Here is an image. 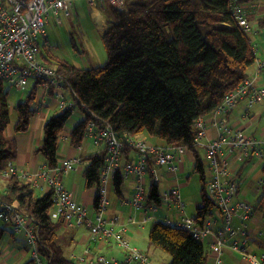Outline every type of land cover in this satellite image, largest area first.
Listing matches in <instances>:
<instances>
[{
	"label": "trees",
	"instance_id": "obj_1",
	"mask_svg": "<svg viewBox=\"0 0 264 264\" xmlns=\"http://www.w3.org/2000/svg\"><path fill=\"white\" fill-rule=\"evenodd\" d=\"M125 1L124 9L110 5L104 8L107 26L100 34L106 50L103 64L78 67L58 57L47 62L55 65L58 85L71 93L73 107L83 115L68 135L70 144H82L86 124L92 118L119 134L145 133L165 145L185 147L192 154V171L200 181V202L191 217L203 224L212 212L213 202L206 193V171L194 143V122L212 111L225 94L248 77L256 58L252 41L235 25L231 0ZM253 1L235 0L247 5ZM256 21L264 29V15ZM36 83L14 107V133L25 132L38 111ZM47 91L54 93L52 86ZM71 108L59 109L43 126L42 141L35 151L44 157L49 168L57 164L60 137ZM9 122L7 90L0 88V177L6 181L0 200L32 221L37 250L45 264H89L69 259L58 245L59 232L65 224L50 216L51 191L36 193L29 180L13 174L4 176L17 152L15 139L4 136ZM104 157L101 147L83 158L88 161L82 171L86 187L100 185ZM240 176L237 172L235 177L241 180ZM111 179L115 192L120 194L122 174L115 171ZM254 195L258 197L252 202L255 212L264 213V193ZM158 196L157 185L152 184L149 201L158 202ZM3 230L0 226V232ZM148 241L170 256L168 264H206L203 243L186 229L157 220L149 228Z\"/></svg>",
	"mask_w": 264,
	"mask_h": 264
},
{
	"label": "built area",
	"instance_id": "obj_2",
	"mask_svg": "<svg viewBox=\"0 0 264 264\" xmlns=\"http://www.w3.org/2000/svg\"><path fill=\"white\" fill-rule=\"evenodd\" d=\"M93 8L97 4L107 3L122 8V0H87ZM72 0H0V81L10 86L26 88L30 82L38 81L44 89L53 87L54 94L61 87L57 83L56 69L43 64L39 59V37L45 35L44 26L51 14L58 16L62 12L70 15ZM255 4H241L231 0V15L237 27L247 35L260 34L264 40V29L257 26V21L249 18ZM255 52L258 45L252 43ZM257 73L249 76L229 91L222 98V103L204 116L198 117L194 125L197 133L194 138L196 146H202L206 151V193L213 202V208L203 224H198L191 216L185 214V204L180 189L176 184L166 183L164 191L159 192L158 202L149 201L152 184L157 185L160 176L159 167H166L175 173L182 159L188 151L180 145H157L141 139L128 131L120 134L109 125L98 120L90 119L85 128V136L96 147L105 151L104 164L100 174V185L97 188L93 215H89L86 207L77 202L72 193L63 186L61 177L70 171L77 159L65 158L54 167H47L40 175L33 176L23 170H18L12 162L4 171L5 175H17L35 184L38 177L45 178L51 191L53 206L50 211L52 219H61L67 226L86 225L91 240L107 241L113 238L125 251V258L106 259L103 255L97 257L101 264H146L148 260L143 251L132 246L123 237L122 229L115 231L113 227L105 226L104 212L107 205L108 177L119 171L123 178L133 182V193L128 202L136 208L142 209L148 219H152L148 209L158 212L159 205H164L166 215L159 220L167 225L188 230L193 237L203 240L205 235L215 233L210 247L219 251L229 247L239 251L242 257L252 264H264V251L259 255L248 252L249 220L255 212V205L238 196L240 179L236 173L242 164L254 160L262 161L259 173L254 179V194L264 190V134L256 137L246 134L230 118L234 108L244 106L243 117L250 115L249 108L259 101H264V51L261 57L255 58ZM263 74V76H260ZM259 81V83H257ZM62 109L70 108L74 102L61 100ZM208 127H214L216 133L203 142ZM198 148V147H197ZM152 158V161H149ZM158 188V187H157ZM0 219L10 224L14 230L24 229L31 249L32 264H45L39 256L36 246V234L32 221L23 216L14 207L0 200ZM117 220V218H115ZM147 220V219H146ZM130 221V219H129ZM240 223L236 228L234 222ZM241 235L244 239H235ZM264 237V229L258 232ZM81 257L80 259H82ZM214 264H221L216 259Z\"/></svg>",
	"mask_w": 264,
	"mask_h": 264
},
{
	"label": "crops",
	"instance_id": "obj_3",
	"mask_svg": "<svg viewBox=\"0 0 264 264\" xmlns=\"http://www.w3.org/2000/svg\"><path fill=\"white\" fill-rule=\"evenodd\" d=\"M81 1L83 3L85 2L84 6L93 19L94 27L100 35L107 26V15L104 8L107 9L108 4L106 2L102 3L101 5L97 4L96 7L93 8L89 5L87 0ZM73 5L75 6V3ZM249 16L251 21L254 22L258 17V13L255 14V10L253 9ZM56 21L58 24L62 23V19L59 15L56 16ZM250 39L252 43L258 45L256 57H261L262 52L264 51V40L262 36L260 34H252ZM256 73L257 67L256 62H254L249 69V76H255ZM260 76H263V74ZM5 83L6 82L4 81H0V88L3 90H5ZM35 83L36 82H30L29 86L26 87L25 90L28 92L30 89H32ZM257 83H259V81H257ZM36 84V87H38V95L36 98V106L38 107V111L31 118L28 129L22 133H14L12 129V125L15 122L14 107L19 101L23 100L27 94L18 91L19 93L17 95L11 96L10 101H8L10 107V122L4 130L5 138H14L17 144L16 156L12 162L13 165L18 170H23L32 175V177L40 175L39 173L42 174L47 168L44 157L35 151L42 141L43 126L45 122L52 114H54L59 109H62V99H65L68 102L72 100L71 93L66 89L60 88L57 90V94L53 93V95H50L46 89L39 85V83ZM8 91L9 89H7V92ZM68 92L70 93V96ZM259 103H264V101H259L255 104ZM248 110L250 115L248 117H243L242 114L244 113V106L241 104L237 107V109L232 111L231 118L239 128L245 131L246 134L260 137L264 134V126L259 129V132H257L256 122L259 121L261 117L255 121H250L253 113L250 111V108ZM237 111H239L240 114H236L239 113ZM82 116L83 115L81 111L77 107H73L71 116L67 119L65 124V127L68 129L67 133H65L66 136L60 137V145L57 152V163L65 158L77 159L73 168L61 177V181L65 189L72 193L75 200L86 207L88 214L93 215L97 187H86L82 175V171L88 163L87 160L83 159L87 155V147L83 146L81 148V145L77 147L71 145L68 136L72 128L77 124ZM244 120H247L250 125L248 124L245 127H240V124ZM214 133H216V129L214 127H208L206 130V136L203 137V142L208 140V137H211ZM137 137L157 145H165L164 142L161 143L151 141L149 136H147L145 133H141L137 135ZM186 163H189L190 169L193 168V157L190 151H186L182 155V159L178 163L179 168L175 173L168 170L164 166L159 167L158 172L160 179L157 183L158 191L159 184L161 182L163 183V191L166 187V183H169L170 185L176 184L179 188L180 186L185 185L183 182L178 183L179 181L177 179H179L178 174L183 169V165ZM250 165L251 163L242 165L241 169L237 171L239 175L242 174L244 167ZM252 166L253 169L254 167H257L255 162L252 164ZM128 180V184L123 190L121 189L120 194H117L121 196L119 197L116 196L114 192L112 193V183H110L112 182V179L110 176L108 177L106 181L107 205L104 212V218L106 221L105 226L113 227L115 230L122 229L123 237L128 241V243L146 252L153 264H168L170 257L160 253V251H158L148 241L149 230L146 226L148 221L145 220L146 218L144 217L143 211H140L139 208H136L128 202L129 198L127 197H130V194L132 195L134 186L132 180L129 178ZM240 181L242 182V179ZM5 182V177H0V192L5 191ZM35 182L36 183L34 185L37 192L45 193L48 191L49 187L45 178L38 177ZM250 190L253 191L252 188ZM251 194H254V192H251ZM166 213V208H164L160 215L164 216ZM115 218H117V220H115ZM129 218H131L132 221H129ZM7 225H9L10 230H7L6 227H4L3 232H0V264H32V245H30L28 242L25 230L21 229L20 231H16L10 224ZM248 225V244L245 246V248L248 252L259 255L264 251V237H259L258 235L253 236V233L257 231L258 234L262 227L264 228V213L262 211L255 212L252 218L249 220ZM250 234H252V238L249 237ZM215 237V233H210L205 235L201 241L207 251L206 264H214L217 258H220L221 261H223V264H250L248 260L244 259L238 251H233L229 247H224L222 251L219 252V254L212 251L210 243L214 241ZM57 242L63 250L64 255H66L69 259L81 260L84 263L89 264H101L97 262V257L100 255H103L104 257L108 256V259L115 258L119 261H122L126 254L124 249L112 237L104 242L99 240H91L86 225H63L59 232ZM154 256H156V258L163 259V262L154 263ZM81 257H83V259H80ZM129 264L135 263L131 262Z\"/></svg>",
	"mask_w": 264,
	"mask_h": 264
},
{
	"label": "rangeland",
	"instance_id": "obj_4",
	"mask_svg": "<svg viewBox=\"0 0 264 264\" xmlns=\"http://www.w3.org/2000/svg\"><path fill=\"white\" fill-rule=\"evenodd\" d=\"M75 1L76 0L72 1V6L70 8V16L66 17L62 14V12H60L59 16L62 19L61 24H58L56 21L55 15L51 14L44 26L46 35L44 37L42 35L39 37V40H38L39 52H40L39 59L46 66H49L51 68L55 67L54 64L47 63L48 60H52L53 57L65 58L78 67H93V66L101 65L106 61L105 47L103 43L101 42L99 33L96 31L94 27L93 19L91 18L90 14L88 13L87 9L84 6L85 2L83 3L81 0H78L76 2ZM122 1H123V4L126 3L125 0H122ZM74 3H75V6L73 5ZM253 3L255 4V6L251 9V11L254 9L255 14L258 13V16L264 15V0H254ZM250 37H252V35H250ZM4 89H5L4 91L9 89V91L7 92L8 101H10L11 96L17 95L19 93L18 91H21L25 94L27 93V90H25V88L19 89L15 86H10L7 83L4 84ZM69 96H70V93H69ZM221 103H222V100L216 107H218ZM235 109L237 108H234L233 110ZM250 111L253 113V116L251 117L250 121H255L256 119H259L261 117V119L256 122V131L259 132V129L264 126V103L254 104L252 107H250ZM231 114H230V118H231ZM236 114H240V112ZM231 120L233 119L231 118ZM248 124L249 122L247 120H244L240 124V127H245ZM67 131L68 129L65 127L61 136H66L65 133H67ZM147 136H149L151 141L161 142V143L163 142L162 140L158 139L155 136H151L149 134H147ZM83 146L87 147V152H86L87 155L94 153L96 151H99V147H96L94 144H92L89 138H85L83 140L80 147L82 148ZM198 150H199L200 158L203 162L204 170L206 171L207 168L205 167V165L208 160L206 158L205 148L202 146H198ZM254 162H255V165L257 166V167H254V169L252 165L246 166L243 168L240 178L244 180L241 183V189L238 194L240 198L247 199L253 203L257 201L258 197H256L254 194H251L250 189L253 185V184L251 185V182L252 183L254 182V179L259 173V168L262 165V161L260 160L255 159ZM4 176L6 175L4 174ZM178 178H179L177 179L179 181L178 183H182V182L185 183V185L180 186L179 189H180L182 200L184 201V204H185V208H184L185 212L188 216H191V214L195 212L196 205L198 204V202H200V181L198 179V174L196 172H193L192 169H190L189 163H186L183 165V169L179 172ZM128 182H129L128 178H125L123 180V183L121 185L122 190L128 184ZM111 185L113 189L112 193L114 192L116 196L121 197L120 195H117V193L115 192L113 184ZM159 191L160 192L163 191L162 182L159 184ZM36 193H39V192L36 191ZM131 196L132 195L130 194V197ZM130 197H127V198H130ZM158 207H159V210L158 212H155V213H153L150 209H148L149 215H152L153 217L151 220L148 219V217H146L147 220L145 219L146 221H148L146 224L148 230L152 222L159 220L162 216L160 214L162 213L165 207L164 205H159ZM139 210L142 211V209H139ZM129 219L130 221H132L131 218ZM233 225L236 226V228H238L240 226V223L237 221V223L234 222ZM0 226L6 227L7 230H10L9 225L5 224L1 219H0ZM117 230L119 229H116L115 231ZM244 231L247 232L248 228H245ZM257 235H258L257 231H255L253 233V236H257ZM253 236L252 234L249 235L250 238H252ZM235 239H244V237L241 235H236ZM156 249L160 251V253H163L164 255H168L167 253L159 250L158 248ZM222 249H220L219 251H214L212 249L211 250L219 254V252H221ZM143 253L146 255L148 259L146 261V264H153L149 256L147 255V253L144 251ZM106 258L108 259V256H106ZM217 259H220V258H217ZM244 259L248 260L245 257ZM78 261H81V260H78ZM31 262H32V259H31ZM157 262L161 263L163 262V259L156 258V256H154V263H157ZM248 262L252 264L249 260ZM221 264H223V261H221Z\"/></svg>",
	"mask_w": 264,
	"mask_h": 264
},
{
	"label": "bare ground",
	"instance_id": "obj_5",
	"mask_svg": "<svg viewBox=\"0 0 264 264\" xmlns=\"http://www.w3.org/2000/svg\"><path fill=\"white\" fill-rule=\"evenodd\" d=\"M110 6H111L112 8H114V9L121 10V9H124L125 4H123L122 8L115 7V6L112 5V4H110ZM70 8H71V6H70ZM249 37H250V36H249ZM17 88H19V87H17ZM21 89H24V88H21ZM73 106H74V104L71 106L72 108H71V109H68V110L72 111ZM261 192L264 193V190H262Z\"/></svg>",
	"mask_w": 264,
	"mask_h": 264
}]
</instances>
